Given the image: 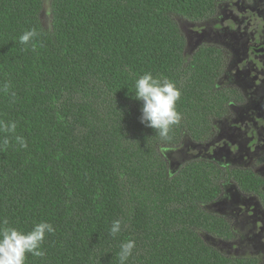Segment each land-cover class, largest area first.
I'll list each match as a JSON object with an SVG mask.
<instances>
[{"label":"trees","instance_id":"obj_1","mask_svg":"<svg viewBox=\"0 0 264 264\" xmlns=\"http://www.w3.org/2000/svg\"><path fill=\"white\" fill-rule=\"evenodd\" d=\"M220 1L0 0V222L55 228L45 255L26 254L25 264H120L128 240L127 264H255L203 239L232 237L205 208L230 170L199 154L224 109L223 59L213 44L188 50L182 26L212 18ZM145 73L180 90L181 120L167 138L141 123L135 80ZM177 146L197 153L171 169L166 154ZM231 175L263 188L258 176Z\"/></svg>","mask_w":264,"mask_h":264},{"label":"flooded vegetation","instance_id":"obj_2","mask_svg":"<svg viewBox=\"0 0 264 264\" xmlns=\"http://www.w3.org/2000/svg\"><path fill=\"white\" fill-rule=\"evenodd\" d=\"M214 16L220 18L218 26L228 36L213 44L223 59L215 86L224 109L218 110L212 139L201 144L199 154L202 160L230 170L223 176L215 203L205 208L229 222L232 237L223 239L204 233L203 239L218 243L225 254L247 255L258 264L264 259V197L259 191L264 190V0H222L216 4ZM232 173L258 176L263 188L243 189ZM225 204L227 208L222 207ZM241 212L243 220L238 221L236 217ZM258 221L263 223L259 225ZM252 222L255 223L250 226ZM252 228L260 230V249L235 254L222 247L226 243L249 245ZM242 230H246V237Z\"/></svg>","mask_w":264,"mask_h":264},{"label":"clouds","instance_id":"obj_3","mask_svg":"<svg viewBox=\"0 0 264 264\" xmlns=\"http://www.w3.org/2000/svg\"><path fill=\"white\" fill-rule=\"evenodd\" d=\"M38 35L35 29L25 31L20 37L22 45H29ZM35 44H32L35 49ZM180 90L166 78H155L151 73H145L135 80V99L142 102L141 123L152 128L161 138H167L170 128L181 120L176 110V103L180 99ZM14 129L15 125H11ZM121 231V220H114L109 233L113 237ZM55 232L52 224L44 221L34 224L30 231L24 232L8 226L5 219L0 222V264H25L26 254L42 257L45 253L41 245L45 235ZM136 244L128 240L120 245V264H127L132 256Z\"/></svg>","mask_w":264,"mask_h":264},{"label":"rangeland","instance_id":"obj_4","mask_svg":"<svg viewBox=\"0 0 264 264\" xmlns=\"http://www.w3.org/2000/svg\"><path fill=\"white\" fill-rule=\"evenodd\" d=\"M41 19L43 24L48 25V15L45 11L41 13ZM224 21V20H223ZM218 23H220L219 17H212L208 20H205L203 22H199L198 24H195L193 26L184 25L182 26L183 32L186 35L187 40V49L190 50L193 46H195L197 43H209V44H218L221 43L223 40H225L228 36L224 34L225 31H223V28H219ZM218 26V27H217ZM195 149L192 148H186L185 146H177L175 148H172V150L167 152V162L169 164V167L173 169L178 165L180 162L190 158L192 154H196ZM217 206H214V208H217ZM222 207L227 208V204L222 205ZM233 209L235 210V214H237V208L234 206ZM225 210V209H224ZM243 213L239 215V217H236V220H243ZM248 219V217H247ZM246 219V220H247ZM240 220V221H241ZM252 222L250 226L254 225ZM263 222L258 221V224H262ZM242 225H246L248 223H242ZM248 229L249 227L246 226ZM253 231L249 230L252 234V240L249 242V245L246 244L243 245V243H236V244H229L226 243L225 245H222V247L230 252H242L246 250H256L260 249L262 247V244H260L259 239L257 238L258 234L260 233L259 228L253 229ZM246 230H242V235L246 237ZM218 245V243H216ZM236 254V253H235ZM258 264H264V259L261 258L258 261Z\"/></svg>","mask_w":264,"mask_h":264},{"label":"water","instance_id":"obj_5","mask_svg":"<svg viewBox=\"0 0 264 264\" xmlns=\"http://www.w3.org/2000/svg\"><path fill=\"white\" fill-rule=\"evenodd\" d=\"M45 7H47V9H48V3L47 2H45Z\"/></svg>","mask_w":264,"mask_h":264}]
</instances>
